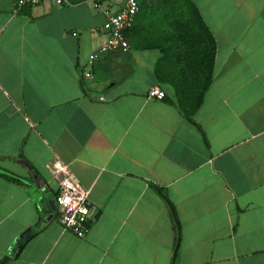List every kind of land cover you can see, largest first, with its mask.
Returning a JSON list of instances; mask_svg holds the SVG:
<instances>
[{
  "label": "crops",
  "instance_id": "0c3cea01",
  "mask_svg": "<svg viewBox=\"0 0 264 264\" xmlns=\"http://www.w3.org/2000/svg\"><path fill=\"white\" fill-rule=\"evenodd\" d=\"M143 1L130 47L89 65L125 0H0V264H264V0H189L216 42L196 108ZM54 159L89 191L85 237L59 222Z\"/></svg>",
  "mask_w": 264,
  "mask_h": 264
},
{
  "label": "built area",
  "instance_id": "2783aa9c",
  "mask_svg": "<svg viewBox=\"0 0 264 264\" xmlns=\"http://www.w3.org/2000/svg\"><path fill=\"white\" fill-rule=\"evenodd\" d=\"M45 0H15V8L19 10L24 5H34ZM58 4H72L82 0H50ZM99 6L102 0H92ZM141 6V0H125L118 10L105 8V20L100 27L106 38L99 48L89 56L88 64L98 57L99 53L125 50L130 47L127 30L130 29ZM85 77L92 75L91 70L85 69ZM150 97L164 98L166 93L157 86L148 90ZM54 173L58 179L59 188L55 198L58 209V219L65 230L72 231L78 237H85L89 229L90 206L89 191L77 180L68 164L58 159L52 161Z\"/></svg>",
  "mask_w": 264,
  "mask_h": 264
},
{
  "label": "trees",
  "instance_id": "16d2710c",
  "mask_svg": "<svg viewBox=\"0 0 264 264\" xmlns=\"http://www.w3.org/2000/svg\"><path fill=\"white\" fill-rule=\"evenodd\" d=\"M186 3L190 11L186 9L185 12L191 15L181 22L179 26L181 29L178 30V35L168 48V52L171 59L188 61L186 65L192 72V78L176 81L178 102L182 108L185 106L196 108L202 103L203 95L212 81L216 42L196 6L189 0H186ZM177 41L179 46L176 44Z\"/></svg>",
  "mask_w": 264,
  "mask_h": 264
},
{
  "label": "rangeland",
  "instance_id": "374dc122",
  "mask_svg": "<svg viewBox=\"0 0 264 264\" xmlns=\"http://www.w3.org/2000/svg\"><path fill=\"white\" fill-rule=\"evenodd\" d=\"M186 0H144L142 13L148 24L147 31L155 35L162 33L166 38L175 41L181 22L185 21L190 13ZM179 41L176 44L179 46Z\"/></svg>",
  "mask_w": 264,
  "mask_h": 264
}]
</instances>
